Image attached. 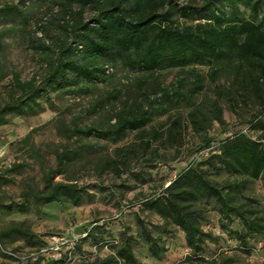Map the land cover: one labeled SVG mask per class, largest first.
Masks as SVG:
<instances>
[{"label": "trees", "instance_id": "16d2710c", "mask_svg": "<svg viewBox=\"0 0 264 264\" xmlns=\"http://www.w3.org/2000/svg\"><path fill=\"white\" fill-rule=\"evenodd\" d=\"M225 1L230 6L229 13L217 10L215 4L206 0L204 11L209 14L194 17L195 8L176 9L171 0H59L61 18L56 26L60 35L49 43L46 33L45 39L34 37L35 49L43 58L42 73L24 82L16 77L12 80L11 89H17L18 95L11 102L0 104V124L9 121L7 114L17 104L34 110L41 106L38 98L47 97L50 91L88 94L107 82L113 71L126 69L134 82L126 86L123 106L110 111L101 125L80 128L75 118L63 129L69 131L68 139L94 136L96 143L101 139L117 142L138 131L140 141L136 150L116 147L112 155H101L92 169L97 177L106 170L121 176L128 166L129 152L149 151V159L159 157L157 148L149 150L152 141L177 144L189 124L198 138L197 148L211 147L213 140L208 136L206 118L198 106L189 110L188 119L169 115L164 130L154 126L145 130L156 114L169 111L173 101L183 96L191 99L201 88L202 77L196 73V81L185 94L177 87L172 90L160 83L150 89L143 77L165 69L190 68L192 72L196 65H207L212 81L224 78L222 87L235 106L240 103L239 108L243 109L250 105V118L245 121L248 132L240 129L226 135L216 148L189 160L170 181L156 185L152 195L138 201L145 217L136 216L134 230L127 225L120 230L109 242L110 253L103 257L95 256L92 260L83 257L73 263H67V253L63 258L44 257L29 225L17 220L0 227V246L14 233L36 249V257L27 261L31 264H142L135 251L137 244L144 245L150 257L161 258L166 252L164 234L178 229L189 250L183 264H245L239 255L251 254L249 242L254 238L264 242V199L251 187L253 183L264 187V0ZM237 2L246 5L254 16L260 12L263 15L258 20L247 19L238 13ZM5 8L17 9L14 5ZM87 10L90 15L85 17ZM178 10L188 14L189 21L174 17ZM6 76L0 67V82ZM122 92L121 88H115L106 93L104 100H116ZM97 104L103 105L102 101ZM219 110L216 107V119L223 124ZM22 140L26 142L28 136ZM85 146L86 151L94 147ZM81 154L79 147L63 144L61 151L55 153L56 168L42 172L40 185L24 186L23 200L16 209L25 212L28 198L35 208L51 203L78 205L84 199H92L88 188L99 183L54 180L56 174L67 170ZM17 166L11 165L9 170ZM3 174L0 171V181ZM222 175L221 180L214 178ZM0 208L11 209V205H4L0 197ZM210 212L217 214L221 230L239 243L234 254L202 255L206 243L214 240L203 228ZM106 230L105 224L95 225L75 246L81 249L86 240L103 243ZM14 252L8 258L22 264ZM0 264L13 263L3 260Z\"/></svg>", "mask_w": 264, "mask_h": 264}, {"label": "rangeland", "instance_id": "374dc122", "mask_svg": "<svg viewBox=\"0 0 264 264\" xmlns=\"http://www.w3.org/2000/svg\"><path fill=\"white\" fill-rule=\"evenodd\" d=\"M216 1L210 0L217 10L230 12V6L225 0ZM205 2L206 0H171L170 3L180 10L184 7L186 9L193 7L195 8L193 16L199 17L209 14L204 11ZM237 4L238 13L247 19L258 20L263 15V12H260L254 16L246 5L240 2ZM6 5H14L17 9L8 10L5 8ZM60 10L59 0H0V67L7 73L0 82V104L17 98L18 90L11 89L15 77L24 82L42 73L43 58L35 49L37 42L34 37L45 39L46 33V43H49L51 39L60 35L56 26L58 19L61 18ZM180 10L175 12L174 17L182 22L189 21L188 14L183 15ZM89 15L90 11L87 10L85 17ZM209 72L207 65H196L192 72L190 68L165 69L144 76L143 79L150 89L155 83H160L172 90L177 87L185 94L196 81V73H199L202 79L201 88L197 93L191 99L183 96L173 101L169 111L156 114L146 125L145 130L151 126L164 130L168 126L169 115H179L188 119L189 110L198 106L206 118L208 136L213 140L211 147L197 148L198 138L189 124L188 130L177 144L170 141L165 143L152 141L149 150L157 148L159 157L151 156L149 159L151 153L149 151L141 153L137 150L135 151L137 154H133L134 151L129 152L128 166L121 176H117L112 170H106L102 176L97 177L94 176L92 169L101 155H112L116 147H134L133 150H136L135 146L140 141L138 131L129 133L123 140L117 142L101 139L96 143L97 139L94 136L81 138L72 136L68 139L69 131L63 129L75 118H77L75 123L80 128L101 125L110 111L123 106L126 86L134 82L133 76L128 74L126 69L118 68L113 71L107 82L100 84L88 94H57L50 91L47 97L38 98L41 106L34 110L17 104L7 114L9 121L0 124V171L4 173L0 181V197L4 205H11V209L0 208V227L10 220L24 221L36 235L41 255L63 258L67 253V263L77 262L83 257L92 260L95 256L103 257L110 253L109 242L113 240L112 238L126 225L134 230L137 215L145 217V213L139 210L140 199L152 195L159 183L170 181L193 157L205 155L209 149L216 148L226 135L240 129L248 132L245 121L250 118L252 111L250 105L243 109L239 108L240 103L235 106L222 87L225 84L224 78L219 77L212 81ZM115 88H121L124 94L118 96L116 100H104L106 93ZM150 97L154 98L152 95ZM99 101H102L103 105H95ZM216 107L220 109L223 124L216 119L218 114L215 111ZM25 136H28L26 142L22 140ZM63 144L79 147L82 154L67 170L56 174L54 180L77 179L79 183L84 184L99 183L96 187L88 188L93 194L92 199H84L78 205L51 203L35 208L28 198L27 210L18 211L16 208L23 200L24 186L40 185L42 172L56 168L55 153L61 151ZM85 144L94 145L93 150L86 151ZM14 164L19 166L9 170ZM214 178L221 180L223 175ZM251 187L258 197L264 199V187L256 183ZM101 224H105L108 231L103 233V243L94 244L91 240H86L82 242L81 249H77L75 244L86 236L88 230ZM203 228L214 240L206 243L202 255L215 256L219 252L231 255L238 250L239 243L219 227L216 213H207ZM163 239L166 252L161 258L150 257L145 246L137 244L135 251L142 264L185 263L184 257L189 254V250L182 231L171 229L169 233L164 234ZM263 244L264 242L258 238L252 239L249 242L251 254L239 255L242 261L245 264H261L264 255ZM14 250L13 255L19 258L22 264H31L27 262L28 259L32 261L36 257V249L24 238L13 233L0 246V262L4 260L15 264V260L8 258ZM3 252L7 253L6 256H2Z\"/></svg>", "mask_w": 264, "mask_h": 264}]
</instances>
